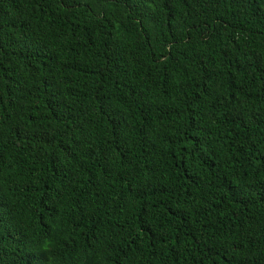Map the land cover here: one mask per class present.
<instances>
[{
	"label": "trees",
	"instance_id": "1",
	"mask_svg": "<svg viewBox=\"0 0 264 264\" xmlns=\"http://www.w3.org/2000/svg\"><path fill=\"white\" fill-rule=\"evenodd\" d=\"M0 264H264V0H0Z\"/></svg>",
	"mask_w": 264,
	"mask_h": 264
}]
</instances>
